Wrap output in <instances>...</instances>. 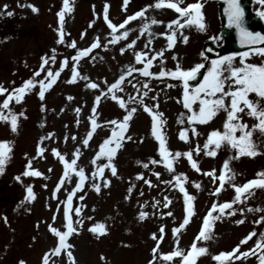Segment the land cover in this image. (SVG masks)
Segmentation results:
<instances>
[{"label":"rangeland","instance_id":"374dc122","mask_svg":"<svg viewBox=\"0 0 264 264\" xmlns=\"http://www.w3.org/2000/svg\"><path fill=\"white\" fill-rule=\"evenodd\" d=\"M0 24V264H264V47L207 57L218 2L0 0Z\"/></svg>","mask_w":264,"mask_h":264},{"label":"water","instance_id":"95a60500","mask_svg":"<svg viewBox=\"0 0 264 264\" xmlns=\"http://www.w3.org/2000/svg\"><path fill=\"white\" fill-rule=\"evenodd\" d=\"M226 3V27L234 28L236 33L245 32L250 23L256 19L255 15H251L247 9L249 0H224ZM230 39L232 38V31L225 30ZM249 38V37H248ZM251 41L249 39L250 44ZM233 45V43H232ZM234 46V45H233Z\"/></svg>","mask_w":264,"mask_h":264}]
</instances>
